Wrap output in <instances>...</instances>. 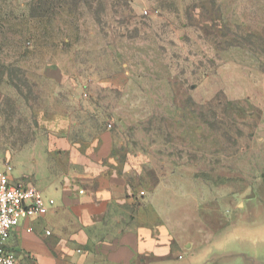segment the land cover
<instances>
[{
	"label": "rangeland",
	"instance_id": "obj_1",
	"mask_svg": "<svg viewBox=\"0 0 264 264\" xmlns=\"http://www.w3.org/2000/svg\"><path fill=\"white\" fill-rule=\"evenodd\" d=\"M43 1L0 0V167L99 118L180 240L264 251V0Z\"/></svg>",
	"mask_w": 264,
	"mask_h": 264
},
{
	"label": "crops",
	"instance_id": "obj_2",
	"mask_svg": "<svg viewBox=\"0 0 264 264\" xmlns=\"http://www.w3.org/2000/svg\"><path fill=\"white\" fill-rule=\"evenodd\" d=\"M99 121L67 120L59 130L51 121L15 154L28 156L44 183L39 190L34 171L13 178L55 201L46 217L13 233L9 246L19 264H233L226 244H188L172 233L131 182L123 143Z\"/></svg>",
	"mask_w": 264,
	"mask_h": 264
},
{
	"label": "built area",
	"instance_id": "obj_3",
	"mask_svg": "<svg viewBox=\"0 0 264 264\" xmlns=\"http://www.w3.org/2000/svg\"><path fill=\"white\" fill-rule=\"evenodd\" d=\"M144 15H151V11H145ZM13 172L11 163L0 167V264H19L9 246L13 233L27 221L46 217L55 207V201L35 186L17 182Z\"/></svg>",
	"mask_w": 264,
	"mask_h": 264
},
{
	"label": "water",
	"instance_id": "obj_4",
	"mask_svg": "<svg viewBox=\"0 0 264 264\" xmlns=\"http://www.w3.org/2000/svg\"><path fill=\"white\" fill-rule=\"evenodd\" d=\"M253 196H254V193H252V195H250L249 198ZM261 244L264 245V240L261 242ZM225 246L226 247L230 246V243H227ZM231 252H232V255H234V257L232 258L233 264H264V251H261V252L257 251L254 253V256L252 257L245 253L234 252V251H231ZM235 261H238V262L236 263Z\"/></svg>",
	"mask_w": 264,
	"mask_h": 264
},
{
	"label": "trees",
	"instance_id": "obj_5",
	"mask_svg": "<svg viewBox=\"0 0 264 264\" xmlns=\"http://www.w3.org/2000/svg\"><path fill=\"white\" fill-rule=\"evenodd\" d=\"M60 0H50V1H47V0H44L43 1V3H44V5L45 6H51L52 4H54V3H58ZM34 4V3H33ZM33 10L34 11H37V8H35L34 6H33Z\"/></svg>",
	"mask_w": 264,
	"mask_h": 264
}]
</instances>
